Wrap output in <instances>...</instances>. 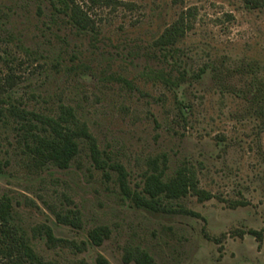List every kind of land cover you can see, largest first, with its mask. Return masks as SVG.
Returning <instances> with one entry per match:
<instances>
[{
  "label": "rangeland",
  "instance_id": "1",
  "mask_svg": "<svg viewBox=\"0 0 264 264\" xmlns=\"http://www.w3.org/2000/svg\"><path fill=\"white\" fill-rule=\"evenodd\" d=\"M78 1L93 28L80 30L51 0H0V77L20 76L11 92L29 108L72 106L132 190H142L150 161L167 158L168 175L191 165L214 197L138 207L86 143L69 168L36 169L0 122V195L13 197L36 251L52 264H136L125 260L135 247L156 264H264V119L237 93L253 75L243 65L264 77V0ZM190 10L191 27L166 58L155 42ZM184 69L180 88L166 83ZM45 224L61 239L53 246L35 230ZM99 227L109 236L95 245L89 232Z\"/></svg>",
  "mask_w": 264,
  "mask_h": 264
},
{
  "label": "trees",
  "instance_id": "2",
  "mask_svg": "<svg viewBox=\"0 0 264 264\" xmlns=\"http://www.w3.org/2000/svg\"><path fill=\"white\" fill-rule=\"evenodd\" d=\"M109 4L112 0H92ZM248 7H260L262 0H244ZM57 12L64 13L69 21L80 30L93 28L90 10L83 8L78 0H51ZM192 11L181 16L168 26L157 38L155 45L163 55L175 57L177 43L185 36L191 27ZM30 55V52H27ZM23 65V62L19 63ZM247 73L253 74L249 83L237 93L242 95L249 103V113L264 119V77L257 72L254 63L243 65ZM205 69L198 73L201 77ZM188 71H180L179 75H168L166 83L171 87L180 88L186 82ZM20 76L10 72L6 77H0V122L3 125L13 126L17 132V147L24 153L29 163L36 169L56 166L62 169L70 167L71 163L81 154L82 144L89 146L91 158L95 166L105 171L107 168L119 172V182L126 197L132 199L138 207L152 211H165L166 200H178L188 195L197 196L199 200H209L214 194L201 187L198 172L191 165H181L172 175L167 173V158H158L150 161L148 169L143 175L141 191L132 190L127 182V171L121 163L109 160L105 151H102L90 132L87 124L82 121L72 106L61 105L58 111H44L29 108L24 98L17 99L12 94L13 87L17 85ZM182 115L191 109L190 104L179 101ZM244 204L234 201L232 206ZM62 223L74 226L82 225L80 217L58 214ZM45 237L47 243L55 245L61 239L55 236L54 230L49 225L35 229ZM253 234L257 231L250 230ZM29 230L22 223L14 204V199L9 194L0 195V264H52L46 261L34 248L33 239ZM109 236L107 227L94 228L89 232L93 244L101 245L104 238ZM125 260L135 261L136 264H156L152 256L145 250L135 247L126 250ZM104 264L106 260L102 261Z\"/></svg>",
  "mask_w": 264,
  "mask_h": 264
}]
</instances>
